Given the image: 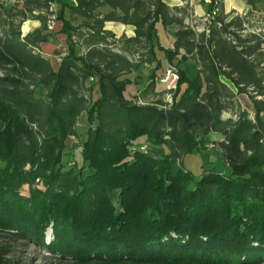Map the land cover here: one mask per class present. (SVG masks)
Here are the masks:
<instances>
[{
    "label": "trees",
    "instance_id": "1",
    "mask_svg": "<svg viewBox=\"0 0 264 264\" xmlns=\"http://www.w3.org/2000/svg\"><path fill=\"white\" fill-rule=\"evenodd\" d=\"M76 1L0 0V231L44 247L52 227L47 247L78 264H264V17L253 22L262 0H246V15L195 24L189 5L164 0ZM53 15L68 45L58 67L42 51L56 37ZM29 19L42 25L23 36ZM107 22L135 36L118 38ZM160 26L178 27L172 47ZM158 52L170 65L199 62L193 80L179 69L171 103L156 92ZM145 68L139 103L129 87ZM244 94L253 117L237 100ZM211 134L223 136L214 145L230 172L197 179L184 159ZM72 138L81 167L65 160Z\"/></svg>",
    "mask_w": 264,
    "mask_h": 264
},
{
    "label": "rangeland",
    "instance_id": "2",
    "mask_svg": "<svg viewBox=\"0 0 264 264\" xmlns=\"http://www.w3.org/2000/svg\"><path fill=\"white\" fill-rule=\"evenodd\" d=\"M220 2V0H219ZM211 5V4H210ZM221 5V3H220ZM219 5V12L221 11ZM212 6V5H211ZM213 7V6H212ZM106 7L99 8L97 12L105 13ZM260 17H263L262 15ZM260 20L259 17L254 19L253 22L256 24ZM262 21V20H261ZM260 22V21H259ZM258 24V23H257ZM200 28V27H199ZM40 29V28H38ZM37 30V29H35ZM34 30V31H35ZM32 31L31 33H33ZM53 32L56 34L55 38L50 40V44L60 47V50H56L53 55H55V59L57 60L58 56H56V52H59L63 55L66 51L68 46H61L59 41H57V33L54 30L49 29V33ZM172 32L165 29L163 26L158 27V38L161 44L168 48L172 44ZM30 34V33H29ZM60 34V32H58ZM61 35V34H60ZM63 35V34H62ZM45 55H47L42 50ZM83 50L80 49V52ZM160 59L164 64V70L158 73L159 80L157 81L156 85V92L159 95H162L165 98L166 102H172V95L168 93L169 87H173L175 89L178 85L179 75L176 79L175 77H171L169 79L168 70L175 69L174 72L178 74L179 69L185 70L187 76L190 79H195L199 76V62L196 56H189L188 59L180 61L179 59L174 60V63L170 65L166 58L164 57L163 53L158 52ZM57 65V64H55ZM137 74L133 73L130 77L135 79ZM140 76L142 80L140 81L139 85H131L129 87V96H135L139 94L138 100L139 103H142L143 98H141V93L147 87L148 83L150 82V71L148 68L143 69L140 72ZM186 88V85H183L182 90ZM99 95L94 93V100H97ZM149 98L153 99L154 95L152 93L149 94ZM238 102L241 105V108L250 112L251 117L254 116V109L253 103L250 97L246 94L238 96ZM231 113H225L224 117L229 118L231 117ZM87 130H88V117L87 114L84 113L81 116L79 122V131L83 134L84 140L87 138ZM222 135L220 134H211L207 137L206 145H204L203 149L195 151L193 154L188 155L185 159V166L186 168L197 178L199 179L206 170H216L224 174H228L230 172L227 163L222 156L221 152L219 151L218 147L214 145L216 140H221ZM145 140V139H144ZM141 140L140 142H145ZM75 145V148L72 147ZM68 154H66V163L69 164H76L77 166H82V156H81V147L78 144V140L75 138L69 139L67 142ZM145 148V147H143ZM145 150V149H143ZM24 194H28L27 189L24 190ZM54 238V232L52 227H50L46 232V244L49 246ZM47 246L40 247L36 245L31 240L23 239L21 237H17L15 231L10 232H1L0 231V264H78L72 260L62 259L59 256L53 254V251L50 250ZM94 264V263H93Z\"/></svg>",
    "mask_w": 264,
    "mask_h": 264
},
{
    "label": "crops",
    "instance_id": "3",
    "mask_svg": "<svg viewBox=\"0 0 264 264\" xmlns=\"http://www.w3.org/2000/svg\"><path fill=\"white\" fill-rule=\"evenodd\" d=\"M64 2L70 4L71 6H76L77 1L76 0H63ZM169 6L171 7H185L187 5L190 6L191 10L189 12V16L187 19V24H195L197 21H199L201 18L206 16L210 10L212 9V6L210 5V0H164ZM21 4L23 5L24 0H20ZM220 14L227 16L229 19L236 15H246L250 12L251 7L248 5L246 0H220ZM60 5H56V13L58 14L60 10ZM105 11H108V8H105ZM259 12L256 13L257 18L261 15L264 17V0H262V3L258 5ZM41 22L38 20L29 19L27 22L24 23L22 27L23 36L28 35L35 29H38L41 27ZM62 22H55L54 27L52 30H54L55 33H57V41H59V44L61 46H68L67 45V36L66 35H60L58 32L62 29ZM201 26V25H199ZM106 29L112 31L118 38L122 37L123 35H127L128 37L135 36V28L132 26H126L121 23L116 22H107L106 23ZM178 29L177 26H172L168 28V31L174 33ZM173 42V37H172ZM63 44V45H62ZM172 44V43H171ZM171 45L170 47H172ZM44 49L45 53L48 58H50L54 64H57L58 62L55 59L54 52L56 50H60V47L55 46L53 44L43 43L42 44V50ZM253 105V104H252ZM254 109V108H253Z\"/></svg>",
    "mask_w": 264,
    "mask_h": 264
},
{
    "label": "built area",
    "instance_id": "4",
    "mask_svg": "<svg viewBox=\"0 0 264 264\" xmlns=\"http://www.w3.org/2000/svg\"><path fill=\"white\" fill-rule=\"evenodd\" d=\"M209 3L213 6L212 7V10L211 12H209L206 16H204V22L205 23H210L212 20H215L220 12H219V5H220V2L219 0H210ZM51 11L53 12H56V5L55 4H52L51 6ZM55 15H53L51 18H50V22H49V29L52 30L53 27H54V24H55ZM66 55V52L61 56V58L63 56ZM61 58H57V62L59 63L61 61ZM175 69L173 68L172 70H168V73H169V79H171V77H175L176 79L178 78V74L176 72H174ZM173 87H169V89H172ZM145 149V148H143Z\"/></svg>",
    "mask_w": 264,
    "mask_h": 264
}]
</instances>
